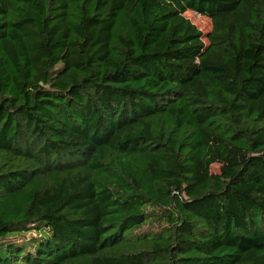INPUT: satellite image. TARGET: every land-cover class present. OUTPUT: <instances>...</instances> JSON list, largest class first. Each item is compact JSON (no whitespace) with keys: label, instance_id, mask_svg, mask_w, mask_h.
<instances>
[{"label":"trees","instance_id":"trees-1","mask_svg":"<svg viewBox=\"0 0 264 264\" xmlns=\"http://www.w3.org/2000/svg\"><path fill=\"white\" fill-rule=\"evenodd\" d=\"M0 264H264V0H0Z\"/></svg>","mask_w":264,"mask_h":264},{"label":"rangeland","instance_id":"rangeland-1","mask_svg":"<svg viewBox=\"0 0 264 264\" xmlns=\"http://www.w3.org/2000/svg\"><path fill=\"white\" fill-rule=\"evenodd\" d=\"M184 15L191 20L201 31L206 33L211 29V21L208 17L197 14L193 11H186Z\"/></svg>","mask_w":264,"mask_h":264}]
</instances>
